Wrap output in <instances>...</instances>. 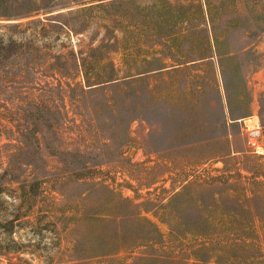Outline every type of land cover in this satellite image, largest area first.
Returning a JSON list of instances; mask_svg holds the SVG:
<instances>
[{
  "label": "rangeland",
  "instance_id": "rangeland-1",
  "mask_svg": "<svg viewBox=\"0 0 264 264\" xmlns=\"http://www.w3.org/2000/svg\"><path fill=\"white\" fill-rule=\"evenodd\" d=\"M9 3L0 264H264V0Z\"/></svg>",
  "mask_w": 264,
  "mask_h": 264
},
{
  "label": "trees",
  "instance_id": "trees-1",
  "mask_svg": "<svg viewBox=\"0 0 264 264\" xmlns=\"http://www.w3.org/2000/svg\"><path fill=\"white\" fill-rule=\"evenodd\" d=\"M10 0H0V20H9L11 18V15L9 13V10L11 8V4L9 3ZM12 1V0H11ZM6 44L3 43L0 40V63L1 61H5V58H7V51H6Z\"/></svg>",
  "mask_w": 264,
  "mask_h": 264
},
{
  "label": "built area",
  "instance_id": "built-area-1",
  "mask_svg": "<svg viewBox=\"0 0 264 264\" xmlns=\"http://www.w3.org/2000/svg\"><path fill=\"white\" fill-rule=\"evenodd\" d=\"M257 131H253L252 132V135H256L255 133H256ZM254 146L256 145V143H252Z\"/></svg>",
  "mask_w": 264,
  "mask_h": 264
}]
</instances>
